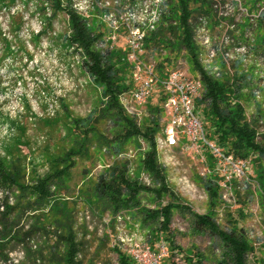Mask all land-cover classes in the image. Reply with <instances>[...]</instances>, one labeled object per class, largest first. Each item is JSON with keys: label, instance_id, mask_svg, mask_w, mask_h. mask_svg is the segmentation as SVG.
<instances>
[{"label": "rangeland", "instance_id": "1", "mask_svg": "<svg viewBox=\"0 0 264 264\" xmlns=\"http://www.w3.org/2000/svg\"><path fill=\"white\" fill-rule=\"evenodd\" d=\"M46 1L0 0L1 9L15 7L17 14L12 19L11 37L0 39V158H7V149L13 150L18 143L16 139L21 136L24 143L17 145V153L24 158L23 171L27 183L46 172L50 156L72 145V138L67 139L63 125V105L72 117L85 118L91 111L98 110L100 98L99 90L81 67V56H76L72 45L63 40L67 33L64 15L55 14ZM238 1L249 15L264 8V0ZM218 3L222 6L223 0H218ZM199 7V4L190 3V8L195 11ZM43 9L45 13H42ZM202 15L207 18L215 37L219 35L215 31L219 21L229 23L235 19L233 15L220 17L210 7L208 15ZM88 20L95 34L100 33L97 40L107 33L98 12H93ZM248 23L246 15L242 16L236 32L232 33L235 42L243 43L248 48L246 62L236 64L234 70L248 76L246 82L241 83V105L246 120L255 122L253 125L257 130L258 142L264 144V23L257 22L255 27ZM95 44L93 46L98 50ZM158 51L156 60L159 70L169 65L167 59L172 63L182 60L188 72L197 76L185 50L175 52L164 47L162 52ZM121 63L126 65L124 59ZM217 64L220 65V62ZM129 81L125 84V91L131 88ZM258 87L261 92L259 99H256L252 92ZM162 120L161 114L160 123ZM94 126L97 133L88 145L87 157L75 159L69 177L51 189L54 194L52 200H55L52 209L49 210L47 206L41 213L39 210L22 209L23 204H18L19 212L11 216L10 222L14 223L11 227L15 233L30 234L23 239L19 235V241L8 243L6 249H14L7 253L9 259L17 260L19 264H63L61 257L64 247L62 242L58 243L57 237L63 234V225L71 226L77 242L81 244L78 259L83 264H117L113 247L129 254L135 264L146 262L143 253L147 247L155 254L160 252V248L168 252V243L161 235L154 234L157 224L145 220L143 213L136 211V208L113 213L105 204L95 200L92 185L96 176L116 160L126 161L129 174L132 177L136 175L142 184L146 185L142 174L150 179L146 186H155V182L140 169L143 148L140 150L136 144H141V140L124 142L121 153L116 157L107 152L102 142L103 138L108 141L112 139L113 129L108 121L99 119ZM19 128L22 129L21 134ZM74 134L77 132L74 131ZM141 147L145 149V145L141 144ZM204 156L206 159L201 163L200 158L191 151L174 150L165 157L164 166L157 159L165 171L170 192L189 209L172 212L169 236L177 250L170 258L165 253L159 264H170L171 261L182 264L184 257L192 264L198 261L201 264H220L224 260V249L219 239L193 228V214L203 215L207 212L214 215L216 224L223 229L234 221L238 228L245 230L254 247V253L247 256V264H264V158L254 161L250 155L243 159L247 163V175L251 182L232 181L230 190L224 192L230 202H224L221 197L223 189L218 185L220 177L213 171L214 160L208 152H204ZM203 168L209 170L204 177L200 175ZM208 179L213 181V188L217 192L213 206L204 188ZM11 196L8 201L16 204L18 195L14 193ZM2 197L0 191V202ZM138 198L140 206L145 209H154L170 200L169 195L156 198L146 192L140 193ZM61 203L64 209L58 213L56 209H61ZM35 224L39 229H32ZM23 250L29 254L26 260L23 259Z\"/></svg>", "mask_w": 264, "mask_h": 264}, {"label": "trees", "instance_id": "2", "mask_svg": "<svg viewBox=\"0 0 264 264\" xmlns=\"http://www.w3.org/2000/svg\"><path fill=\"white\" fill-rule=\"evenodd\" d=\"M170 1L173 6L170 8L169 15L163 18L156 31L148 35L145 49L149 52L164 47L173 49L175 52L185 50L192 68L200 77L203 89L198 104L201 107L203 122L205 121L206 136L214 141L226 155H232L238 159H246L251 155L254 161L264 158V144L257 140V130L253 125L255 122L246 120L241 105V83L246 82L248 76L235 70L231 77L223 76L221 79H215L203 69L198 61V48L193 42L191 21L202 13L208 15L209 2L205 0ZM46 2L55 14L64 15L67 21V35H64L63 40L72 45L75 54H81V67L99 90V105L97 111L96 109L91 111L85 118L72 117L63 105L65 112L63 125L67 131V139L72 138V145L67 150L50 156L46 172L41 176H35L30 183L25 181L24 158L17 153L19 152L17 145L24 143L21 142V136L16 139L18 143L16 142L17 145L13 150L7 149V158H0V191L3 193L0 202V262H3L1 264H13L7 253L14 249H6L8 243L19 241V235L23 239L28 238L30 234L29 232L22 235L15 233L14 228L11 227L14 225L10 222L11 216L19 212L18 204L20 202L23 204L22 209L39 210L41 213L47 206L49 210L52 209L55 200H52L54 194L51 189L55 188V184L69 177L75 166V159L87 157L88 145L97 133L94 123L99 119L108 121L113 129L110 141L102 139L109 154L113 153L117 157L121 153L122 144L132 139L141 140L144 143V150L140 143L136 144L140 150H143L140 153V169L149 174L155 186L142 184L136 175L132 177L129 174L126 161L116 160L96 176L92 185L95 200L105 204L106 208L113 213L130 207L143 213L145 220L157 224L154 234L161 235L168 243V258L173 257L177 247L173 245L169 236L172 212L189 209L170 192L166 184L165 171L157 160L154 140L161 126V113L155 105L156 100L152 99L147 107V116L143 117L139 124L135 117L126 114L119 102V96L126 90L124 87L129 79L130 67L127 63L126 65L121 63L124 59L121 44L118 43L112 52L101 53L93 46L100 37V33L95 34L94 29L88 26L86 20L74 13L69 1L47 0ZM190 3L199 4V9L197 11L191 9ZM257 22L264 23V12L258 16ZM166 61L169 63L170 60ZM74 131L77 134H74ZM21 133L22 129L19 128V134ZM212 184L213 181L208 179L204 185L212 199L211 206L214 205V198L217 196ZM142 192L151 193L156 198L169 195L170 200L154 209H145L140 206L138 198ZM14 193L18 195L16 204L8 201ZM63 209L64 204L61 203V209L57 207L56 211L60 213ZM193 217V228L196 231L207 232L219 239L222 244L224 260L220 261V264H247V256L254 253V247L245 230L238 228L234 221L227 229L219 227L211 212L203 215L193 214ZM63 226L65 227L63 234L57 236L58 243L62 242L64 247L61 257L63 264H83L82 260L78 259L81 244L77 242L71 226ZM32 229L39 228L35 224ZM112 252L116 255L117 264H135L131 256L121 251L120 248L113 247ZM22 254L24 260L29 257L26 250H23ZM34 258L33 255L32 259ZM170 264H175V262L171 261ZM182 264L192 263L184 257ZM193 264H201V261Z\"/></svg>", "mask_w": 264, "mask_h": 264}, {"label": "built area", "instance_id": "3", "mask_svg": "<svg viewBox=\"0 0 264 264\" xmlns=\"http://www.w3.org/2000/svg\"><path fill=\"white\" fill-rule=\"evenodd\" d=\"M69 1L74 13L86 20L88 26L90 25L88 18L93 12H98L99 19L107 28V33L95 44L98 51L112 52L118 43L121 44L124 60L130 67L128 81L130 80L131 86L119 97L124 111L135 117L139 124L142 118L147 116L146 106L148 107L155 96V105L163 116L154 140L157 159L164 166L165 157L167 158L174 150H180L195 153L202 163L206 159L204 152H208L215 163L213 171L220 177L218 185L223 189L222 200L230 202L224 192L230 190L232 181H243L244 184L251 182L250 176L247 175V163L243 159L226 155L214 141L206 136L201 107L198 104L203 90L200 77L191 75L182 60L177 63L169 62L168 68L159 70V62L156 60L157 50L149 52L145 49L147 36L156 31L163 17L169 14L171 1ZM206 1L209 2L211 10L220 17L233 15L235 19L229 23L219 21L215 27V31L219 33L217 37L213 36L209 22L202 14L191 21L193 42L199 50L198 61L215 79H221L223 76L231 77L234 75V66L244 64L248 55L246 45L235 42L232 33L236 32V27L244 15L255 27L257 18L261 12H264V8L254 15H249L238 0H223L222 6L219 5L218 0ZM16 15L15 7L0 8V39L11 37L10 27ZM162 51L163 49L160 48L158 52ZM75 55L81 56L77 53ZM217 62H220V65ZM260 92V87L253 90V97L259 99ZM141 144L144 146L143 142ZM142 148L144 150V147ZM208 172L207 168H203L200 175L204 177ZM142 179L146 185H149L148 176L142 174ZM165 253L167 252L163 248L155 254L147 247L143 257L146 258L147 264H159ZM12 261L17 263V260L12 259ZM146 262L143 261L142 264Z\"/></svg>", "mask_w": 264, "mask_h": 264}]
</instances>
